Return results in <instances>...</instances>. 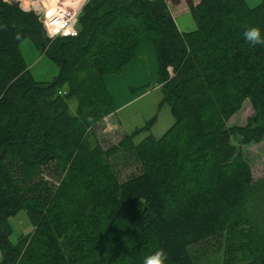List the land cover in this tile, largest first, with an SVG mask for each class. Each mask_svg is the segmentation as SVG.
Segmentation results:
<instances>
[{"label":"trees","instance_id":"trees-1","mask_svg":"<svg viewBox=\"0 0 264 264\" xmlns=\"http://www.w3.org/2000/svg\"><path fill=\"white\" fill-rule=\"evenodd\" d=\"M167 1L86 0L75 35L49 39L33 11L0 0V264H143L161 248L166 264H195L188 248L223 235L238 255L219 264H264V177L239 150L264 137V45L244 38L251 26L264 37V0H199L187 32ZM23 38L57 66L51 81L30 76ZM143 41L172 123L157 138L134 143L135 128L91 145L90 128L114 112L103 76ZM245 100L252 115L227 125ZM117 155L136 172L120 179ZM18 210L32 230L12 244Z\"/></svg>","mask_w":264,"mask_h":264},{"label":"rangeland","instance_id":"rangeland-1","mask_svg":"<svg viewBox=\"0 0 264 264\" xmlns=\"http://www.w3.org/2000/svg\"><path fill=\"white\" fill-rule=\"evenodd\" d=\"M6 1L12 3L15 0ZM16 1H20L19 6L21 9L33 11L31 6L28 5V1ZM244 1L250 7L259 2V0ZM58 2L66 8L76 7L74 0H58ZM84 2L85 0H82V4ZM44 4L46 5L45 0ZM146 43H148L150 51L147 50L145 53L143 51L140 54H135V62L131 61L118 74H112L116 78L110 90L115 95V99L117 98L121 103L125 104L115 111L116 114L114 112L109 113L90 128L87 141L91 145L96 143L102 148L111 147L125 133H129L135 128L140 130L133 138L134 143L147 135L157 138L171 125L172 117L167 104L162 103L159 105L161 95L157 84L154 51L151 44L149 42ZM18 48L26 69L35 81L48 82L57 74L55 63L40 54L30 39L23 38L19 42ZM67 104L68 112L73 114L75 100L73 98L69 99ZM251 115L252 110L248 101L245 100L239 111L232 115L226 124L243 126L246 119ZM153 116L154 120L149 122ZM235 144L237 143L235 142ZM239 148L242 157L249 165L252 179L258 180L264 177V137L259 142L241 145ZM124 157L117 155L113 159L116 173H118L120 179L125 178L128 174H134L137 170V166L132 164L126 155ZM42 176L48 180L55 181L49 169L43 170ZM7 221L11 229L8 240L12 244L17 241L19 236L25 235L32 230V225L23 210H18L10 215ZM236 241L235 236L231 235L214 236L191 245L188 251L195 264H219L226 258H235L238 255L235 249Z\"/></svg>","mask_w":264,"mask_h":264},{"label":"built area","instance_id":"built-area-1","mask_svg":"<svg viewBox=\"0 0 264 264\" xmlns=\"http://www.w3.org/2000/svg\"><path fill=\"white\" fill-rule=\"evenodd\" d=\"M26 1L29 2L28 5L37 15L47 38L75 35L78 7L66 8L58 0H54V2H52L53 0H45L46 5L44 0Z\"/></svg>","mask_w":264,"mask_h":264},{"label":"crops","instance_id":"crops-1","mask_svg":"<svg viewBox=\"0 0 264 264\" xmlns=\"http://www.w3.org/2000/svg\"><path fill=\"white\" fill-rule=\"evenodd\" d=\"M74 1L76 2L75 6L76 7L79 6L78 9H80V7H81L80 5L82 4V0H74ZM198 1L199 0H169V1H167L168 11H169V13H170L175 25H176V28L179 32H187V31L194 29V22H193V20L190 16V13H189V6L191 4L192 5L196 4ZM146 42H149V41H145V42L143 41L137 45V47L135 49L134 56L126 65H124L121 68V70H123L131 61L135 62V60H136L135 54H138V53L140 54L143 51L145 53V52H147V50L150 51V49H149L150 47H149L148 43H146ZM149 44H151V43L149 42ZM121 70H120V72H121ZM115 78H116V76L112 75V74L103 76V82H104V84L108 90V93H109L111 99H112L113 105L115 107L114 113L116 114L115 111L118 110L120 107H122L125 103H121V101H119L117 98L115 99V97H114L115 95L110 90L112 85L115 82V80H114Z\"/></svg>","mask_w":264,"mask_h":264},{"label":"clouds","instance_id":"clouds-1","mask_svg":"<svg viewBox=\"0 0 264 264\" xmlns=\"http://www.w3.org/2000/svg\"><path fill=\"white\" fill-rule=\"evenodd\" d=\"M244 38L253 46L257 44L264 45V37L261 36V31L256 26L248 27L244 31ZM167 259V253L161 248L146 256L143 264H166Z\"/></svg>","mask_w":264,"mask_h":264},{"label":"water","instance_id":"water-1","mask_svg":"<svg viewBox=\"0 0 264 264\" xmlns=\"http://www.w3.org/2000/svg\"><path fill=\"white\" fill-rule=\"evenodd\" d=\"M12 5H13L14 7L20 8V6H19V2L16 1V0L12 2Z\"/></svg>","mask_w":264,"mask_h":264},{"label":"bare ground","instance_id":"bare-ground-1","mask_svg":"<svg viewBox=\"0 0 264 264\" xmlns=\"http://www.w3.org/2000/svg\"><path fill=\"white\" fill-rule=\"evenodd\" d=\"M23 4V3H22Z\"/></svg>","mask_w":264,"mask_h":264}]
</instances>
